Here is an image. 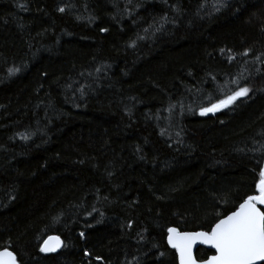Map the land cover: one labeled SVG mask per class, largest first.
I'll return each instance as SVG.
<instances>
[{"label": "trees", "instance_id": "trees-1", "mask_svg": "<svg viewBox=\"0 0 264 264\" xmlns=\"http://www.w3.org/2000/svg\"><path fill=\"white\" fill-rule=\"evenodd\" d=\"M261 169L264 0H0V250L19 264H179L168 229L210 231Z\"/></svg>", "mask_w": 264, "mask_h": 264}, {"label": "snow or ice", "instance_id": "snow-or-ice-1", "mask_svg": "<svg viewBox=\"0 0 264 264\" xmlns=\"http://www.w3.org/2000/svg\"><path fill=\"white\" fill-rule=\"evenodd\" d=\"M249 92L248 87L238 86V90L220 99L218 103L202 108L199 114L214 115L238 99L247 97ZM255 192L258 194L249 195L231 214L220 218L210 231L181 233L175 228H169L168 244L179 253L180 264H197L193 256V248L197 243L215 249L216 254L205 260L204 264H264V169L259 171ZM61 244L59 237L50 236L39 250L44 253L55 252ZM85 255L89 254L86 252ZM0 264H16L13 252L0 250Z\"/></svg>", "mask_w": 264, "mask_h": 264}, {"label": "water", "instance_id": "water-1", "mask_svg": "<svg viewBox=\"0 0 264 264\" xmlns=\"http://www.w3.org/2000/svg\"><path fill=\"white\" fill-rule=\"evenodd\" d=\"M262 210H264V209H262ZM178 232H180L179 231V229H177V228H175ZM181 233H183V232H181ZM189 233H193V232H189ZM168 235H169V233H168ZM50 237V236H49ZM48 237V238H49ZM52 237H59V236H57V235H52ZM48 238H46L45 239V241L46 240H48ZM168 238V237H167ZM59 239L62 241V239L59 237ZM167 242H168V240H167ZM54 243V242H53ZM43 244H44V242H43ZM43 244H42V246H43ZM169 245V244H168ZM169 247L171 248V249H173L170 245H169ZM207 249V250H209V251H212L214 254L213 255H215L216 253H215V249H212V248H210L208 245H204V244H199V243H197L195 246H194V248H193V256H194V258L196 259V261H197V264H204V261H198L197 260V258H196V253H197V251L199 250V249ZM63 249V241H62V244L60 245V247L57 249V251H55V252H49V253H44V254H46V255H53V254H58L61 250ZM175 250V249H174ZM10 251V250H9ZM14 254V253H13ZM177 254H178V259H179V264H180V258H179V253L177 252ZM15 255V254H14ZM16 257V256H15ZM210 258V257H209ZM16 264H19L18 263V261H17V257H16Z\"/></svg>", "mask_w": 264, "mask_h": 264}, {"label": "bare ground", "instance_id": "bare-ground-1", "mask_svg": "<svg viewBox=\"0 0 264 264\" xmlns=\"http://www.w3.org/2000/svg\"><path fill=\"white\" fill-rule=\"evenodd\" d=\"M64 251V250H63ZM169 259V258H168Z\"/></svg>", "mask_w": 264, "mask_h": 264}, {"label": "rangeland", "instance_id": "rangeland-1", "mask_svg": "<svg viewBox=\"0 0 264 264\" xmlns=\"http://www.w3.org/2000/svg\"><path fill=\"white\" fill-rule=\"evenodd\" d=\"M209 114H211V113H209Z\"/></svg>", "mask_w": 264, "mask_h": 264}]
</instances>
